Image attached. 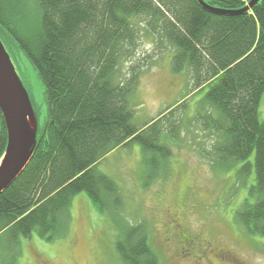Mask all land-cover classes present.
<instances>
[{
    "label": "trees",
    "instance_id": "trees-1",
    "mask_svg": "<svg viewBox=\"0 0 264 264\" xmlns=\"http://www.w3.org/2000/svg\"><path fill=\"white\" fill-rule=\"evenodd\" d=\"M30 1L38 11L32 20L22 0H0V41L16 43L36 70L47 118L28 166L0 194V264H19L21 240L34 232L47 242L65 237L81 193L111 221L119 264H161L147 228L128 222L118 186L98 170L112 152L138 145L142 188L168 173L171 153L162 139L164 132L176 138L178 109L137 127L132 100L146 65L137 62L118 78L143 37L173 51L171 70L188 71L192 94L206 90L195 114L217 137L206 157L219 174L235 171L234 192L252 177L233 223L264 239V0L248 12L251 0H202L216 13L196 0ZM6 144L0 114V160Z\"/></svg>",
    "mask_w": 264,
    "mask_h": 264
},
{
    "label": "rangeland",
    "instance_id": "rangeland-1",
    "mask_svg": "<svg viewBox=\"0 0 264 264\" xmlns=\"http://www.w3.org/2000/svg\"><path fill=\"white\" fill-rule=\"evenodd\" d=\"M22 1L25 16L36 19V5L30 0ZM1 38L28 92L38 127L42 128L47 105L41 80L16 43ZM140 40L132 62L127 61L119 68L118 78L124 81L131 65L137 62L146 65L132 100L133 123L137 127L157 119L168 109H178L172 118L178 127L176 138L172 140L164 132L162 139L171 153L166 162L168 173L148 188H142L143 152L138 145L112 152L99 164L98 170L118 186L128 222L143 223L147 228L150 245L161 264H194L189 258H175L167 245L175 244L168 242L166 229L171 215L180 218L190 236L204 237L215 248L229 251L238 263L264 264V239L246 236L233 223L234 214L252 185V177L246 187L236 188L234 192L235 171L219 174L206 157L217 141L215 135L195 120L206 90L192 94L188 71L172 72L170 48L160 50L148 38ZM258 117L264 122V94ZM115 241L116 231L107 215L99 214L81 193L74 197L70 207L68 234L52 242L40 239L35 232L30 238L22 239L19 264H119Z\"/></svg>",
    "mask_w": 264,
    "mask_h": 264
},
{
    "label": "water",
    "instance_id": "water-1",
    "mask_svg": "<svg viewBox=\"0 0 264 264\" xmlns=\"http://www.w3.org/2000/svg\"><path fill=\"white\" fill-rule=\"evenodd\" d=\"M260 0H251L242 12L250 11ZM200 7L211 13L202 0ZM0 114L7 132L5 152L0 160V194L22 174L31 161L35 147L38 124L28 96L20 81L10 56L0 41Z\"/></svg>",
    "mask_w": 264,
    "mask_h": 264
},
{
    "label": "flooded vegetation",
    "instance_id": "flooded-vegetation-1",
    "mask_svg": "<svg viewBox=\"0 0 264 264\" xmlns=\"http://www.w3.org/2000/svg\"><path fill=\"white\" fill-rule=\"evenodd\" d=\"M182 226L180 218L175 215H171L166 226L168 242H175L167 244L175 258H189L194 264H245L238 263L227 250L215 248L204 237L190 236Z\"/></svg>",
    "mask_w": 264,
    "mask_h": 264
}]
</instances>
